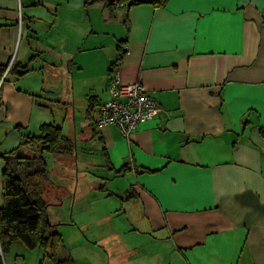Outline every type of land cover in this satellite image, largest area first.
<instances>
[{
    "label": "crops",
    "instance_id": "1",
    "mask_svg": "<svg viewBox=\"0 0 264 264\" xmlns=\"http://www.w3.org/2000/svg\"><path fill=\"white\" fill-rule=\"evenodd\" d=\"M85 2L0 0V65L28 66L0 80V153L27 148L28 136L55 124L75 148L46 154L67 159L61 172L48 163L52 194L58 189L74 205L84 196L81 153L85 165L128 176L139 213L122 224L138 240L123 243L132 252L125 264H264V0H169L117 11ZM114 75L124 84L141 80L160 104L129 139L116 126L94 125ZM4 169L0 158V207ZM101 179L90 189H105ZM55 196L48 213L56 209L50 222L63 235L69 203ZM43 255L15 242L3 261L50 264Z\"/></svg>",
    "mask_w": 264,
    "mask_h": 264
},
{
    "label": "trees",
    "instance_id": "2",
    "mask_svg": "<svg viewBox=\"0 0 264 264\" xmlns=\"http://www.w3.org/2000/svg\"><path fill=\"white\" fill-rule=\"evenodd\" d=\"M96 1L98 0H86L85 3L89 5ZM101 1L111 10H115L120 6L130 7L142 3L163 8L169 0ZM118 50L121 51V45ZM120 58L121 52L117 59ZM114 64H117V61ZM6 69L7 66L0 65V80ZM27 72L28 66L14 61L8 70V73L19 77ZM261 133L264 136V128H261ZM27 138L25 146L27 148L37 146L39 148L37 154L31 152L22 155L19 148L8 153H0V158L5 162L0 207V264H4L3 255L10 251L15 242H21L28 249H42L43 260L48 259L50 264H72L71 256L59 259L58 251L64 245V238L48 218V207L53 199L49 190L50 170L46 154H70L74 151V142L55 124H44L38 136ZM123 171L125 172V169L120 172ZM129 193L131 197L133 195L131 189ZM58 201H61L60 197Z\"/></svg>",
    "mask_w": 264,
    "mask_h": 264
},
{
    "label": "rangeland",
    "instance_id": "3",
    "mask_svg": "<svg viewBox=\"0 0 264 264\" xmlns=\"http://www.w3.org/2000/svg\"><path fill=\"white\" fill-rule=\"evenodd\" d=\"M121 7L123 8V6ZM120 8H115V11ZM93 145V142L89 144L90 147H93ZM31 152L37 154L39 148L37 146L34 148H23L20 154L28 155L31 154ZM84 156L88 157L89 155L80 154L79 195L84 193V196L80 197V201L76 202L74 205L72 200L69 201V195L64 192L59 193L58 189L52 194L53 199L56 197L55 195H58L61 200L64 198L70 204H68L69 214L67 215V221L64 222L67 224L61 227L67 247H61L59 252L61 250L67 251V254L73 259L72 264H125L132 252L130 251L128 255L125 248H123V243L129 244L130 242H138L137 239L135 242L133 241L131 238L132 236H130L131 233L123 229L122 225L123 223L126 224V215H130L133 210L139 213V207L130 202L132 199L129 193L131 183L128 181V176L116 177V175L112 173L107 174L106 170H104V168L102 169V167L83 164ZM47 160L49 165L54 168L55 172H61V165L67 163L66 158H62L59 161L53 160L52 158L49 159L48 157ZM101 177L106 180L105 189L99 188L97 190H91L90 188L94 186H101ZM117 183H120L119 186ZM71 186L72 188L74 187V185ZM115 208H121L119 212H125L122 220H119V214L117 216L115 215ZM55 210L56 209H52L51 214L48 213L49 221L55 218ZM79 222L82 224L83 230L80 229ZM72 223L76 224L73 226ZM88 227L91 228L89 229ZM113 232L117 233L114 238L112 235ZM80 236L85 239V242L82 244L83 247L79 244L80 242H78ZM102 238H104L102 243L104 245L100 243ZM89 241L94 244H89ZM106 248H110L108 252ZM36 251L40 250L38 249ZM62 257L63 256L60 255L59 259L61 260Z\"/></svg>",
    "mask_w": 264,
    "mask_h": 264
},
{
    "label": "built area",
    "instance_id": "4",
    "mask_svg": "<svg viewBox=\"0 0 264 264\" xmlns=\"http://www.w3.org/2000/svg\"><path fill=\"white\" fill-rule=\"evenodd\" d=\"M12 63L7 66L4 77ZM108 92L110 99L100 105L94 122L97 129L116 126L129 139L141 121L154 119L159 114L160 104L148 94L141 80L124 84L114 75Z\"/></svg>",
    "mask_w": 264,
    "mask_h": 264
}]
</instances>
